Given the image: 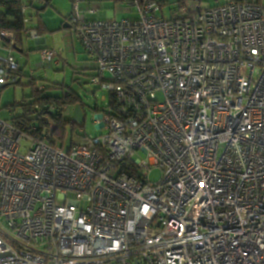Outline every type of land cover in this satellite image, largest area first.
<instances>
[{"label":"built area","instance_id":"built-area-1","mask_svg":"<svg viewBox=\"0 0 264 264\" xmlns=\"http://www.w3.org/2000/svg\"><path fill=\"white\" fill-rule=\"evenodd\" d=\"M73 1L114 108L66 151L0 119V264H264V0H179L168 20L157 0H122L132 20ZM16 39L0 31V92Z\"/></svg>","mask_w":264,"mask_h":264},{"label":"rangeland","instance_id":"rangeland-1","mask_svg":"<svg viewBox=\"0 0 264 264\" xmlns=\"http://www.w3.org/2000/svg\"><path fill=\"white\" fill-rule=\"evenodd\" d=\"M162 2V11L166 20L172 19L174 11L179 5V0H157ZM223 0H203L202 8H212ZM73 3L70 0H54L56 9L47 12L48 19L64 18L73 12ZM37 4V3H36ZM84 7L96 8L98 15L96 19H136L135 10L128 4L114 5L108 0H91L90 5ZM131 8V9H130ZM116 10V11H115ZM32 10L31 12H33ZM52 11V12H51ZM161 14V12H158ZM116 15V16H114ZM51 26L59 27L56 33H48L46 35V43L51 48L61 53V57L57 65H51L49 68H36L41 63L39 51H34L36 45L32 40H24L25 47L30 49V54L23 55L18 51H14V55L19 61L22 76L19 77V83L4 87L0 92V119L11 121L17 116L25 114V107L20 104L34 106L35 112H39L40 108L35 105L36 94L32 86V79L36 80L38 87H43L44 96H54L56 98L63 97L65 94H76L78 101L76 104L66 106L67 109L65 119L71 120L76 124L73 129L69 124L66 125L64 150L66 151L71 141L78 143L83 141L82 137L98 136L103 132L96 126V120L101 118L102 112L107 104H109V93L101 90L100 86L93 83V78L97 77V66L91 61L86 53H84L81 43H79L73 30L64 29L59 22H51ZM28 56V57H27ZM32 104V105H31ZM36 106V107H35ZM36 108V109H35ZM37 113H28V118H36ZM37 123V122H36ZM60 145V144H59ZM163 172L159 168H153L149 173V182L157 183L162 178Z\"/></svg>","mask_w":264,"mask_h":264},{"label":"trees","instance_id":"trees-1","mask_svg":"<svg viewBox=\"0 0 264 264\" xmlns=\"http://www.w3.org/2000/svg\"><path fill=\"white\" fill-rule=\"evenodd\" d=\"M115 5H119L122 0H113ZM26 2H32V0H0V31H14L17 34L16 46L17 50L23 51L21 43L24 39L23 31L26 29V25L23 21L24 14H22L23 4ZM30 16V13H29ZM24 54V51L22 52ZM19 77L22 76V72L19 68ZM96 77L93 78V80ZM19 83V82H18ZM94 83V82H93ZM36 80L32 79V86L34 88V93L36 94L35 105L40 108L39 112H35L34 106L32 109L29 108L30 105L20 104L19 106L25 107L26 112L10 122L16 127L18 126L20 130L30 134L37 141H44L47 145L54 146L60 144L64 147L65 144V133L67 131L66 125L69 124L71 128H74L76 124L71 120L65 119L67 109L66 106L70 104H76L78 97L76 94H65L61 98H56L54 96H44L43 87L37 86ZM100 86V85H99ZM115 102H113V96L109 97V104L107 107L114 108ZM32 105V104H31ZM35 106V107H36ZM54 107V110L52 108ZM36 109V108H35ZM52 110V111H51ZM101 110V112H103ZM37 113L36 118H28V113ZM37 122V123H36ZM87 137L83 136L82 139L85 140ZM81 142V141H80ZM75 144L71 141V145Z\"/></svg>","mask_w":264,"mask_h":264},{"label":"crops","instance_id":"crops-1","mask_svg":"<svg viewBox=\"0 0 264 264\" xmlns=\"http://www.w3.org/2000/svg\"><path fill=\"white\" fill-rule=\"evenodd\" d=\"M70 1L72 2V0H70ZM90 1L91 0H87L86 2H84L82 4V7L86 9L87 7H84V6L90 5ZM108 1H111L112 4L115 5L113 0H108ZM119 5L121 6V4H119ZM119 5H117V6H119ZM50 9H52V10L56 9L54 6V0H47V2L45 4H42V3L35 4L34 11L30 13V23L28 24L27 27L29 29L37 31L40 34V38L38 40H36V41L32 40L34 42V44L36 45V49L34 51H39V50L45 49V48H47V49L51 48V45L50 44L48 45L46 43L45 37H46V35H48V33H56V31H58V28H59V27L55 28L54 26H51V22H53V21L59 22L61 24V26H63L65 24L64 29L71 30L70 25H69V19H68V17L70 16V13L68 15H66L64 18L59 17V18H56L55 20H51V19L49 20L48 16H47V12L50 11ZM97 15L98 14H96V16ZM114 16H116V15H114ZM92 19L96 20V17L93 16ZM97 19H99V18H97ZM114 19H116V18H114ZM25 39L28 41L31 40V39L26 38V37H24V39L22 40V43L20 46H22L24 54L22 53L23 51H19V50H16V51H18L20 54L29 56L30 49L25 47V45H24ZM37 67L38 66H35L34 70H36ZM19 68H20V65H19Z\"/></svg>","mask_w":264,"mask_h":264},{"label":"water","instance_id":"water-1","mask_svg":"<svg viewBox=\"0 0 264 264\" xmlns=\"http://www.w3.org/2000/svg\"><path fill=\"white\" fill-rule=\"evenodd\" d=\"M16 50H17V47H16Z\"/></svg>","mask_w":264,"mask_h":264}]
</instances>
